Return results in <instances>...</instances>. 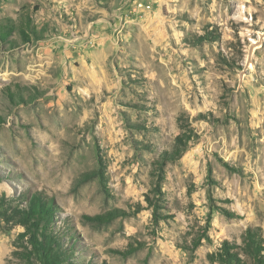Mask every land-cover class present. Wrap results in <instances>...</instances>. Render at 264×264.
Returning <instances> with one entry per match:
<instances>
[{
    "label": "rangeland",
    "instance_id": "1",
    "mask_svg": "<svg viewBox=\"0 0 264 264\" xmlns=\"http://www.w3.org/2000/svg\"><path fill=\"white\" fill-rule=\"evenodd\" d=\"M0 26V197L49 200L59 264H221L264 229V0H0ZM25 232L0 218V264H40Z\"/></svg>",
    "mask_w": 264,
    "mask_h": 264
},
{
    "label": "trees",
    "instance_id": "2",
    "mask_svg": "<svg viewBox=\"0 0 264 264\" xmlns=\"http://www.w3.org/2000/svg\"><path fill=\"white\" fill-rule=\"evenodd\" d=\"M19 33L26 42H29L33 35L36 36L38 34L36 27L33 26L29 12H23ZM12 34V27L0 26V40L4 41ZM188 140L186 132L178 135L175 146L170 153V158L177 159L181 157L188 148ZM164 165L165 163L159 162L153 171V175L155 176V192L159 194L162 193L161 187L165 178ZM146 200L150 206H154V202L150 197H147ZM0 206H5L3 209H0V218L5 223L10 224L13 220L18 219L19 224L25 227V233L29 235V243L32 250L40 257V264H59L60 256L55 254L52 244L49 243V235L44 233L43 238H41L40 233V226H43V222L45 221L49 222V215L53 213L49 200L39 195H34L25 206L6 207L3 197H0ZM155 215L157 219L156 210ZM114 216L108 212L96 215L93 217V220L108 222ZM208 228V225H205L195 231V227L191 226L189 234L192 235V239L191 245L188 247L190 250L195 251L202 245L204 239L209 238ZM237 249L242 254L236 251ZM209 260L213 263L219 262L221 264H264V229L259 226L248 227L241 236V243H232L225 240L216 252L209 254Z\"/></svg>",
    "mask_w": 264,
    "mask_h": 264
},
{
    "label": "water",
    "instance_id": "3",
    "mask_svg": "<svg viewBox=\"0 0 264 264\" xmlns=\"http://www.w3.org/2000/svg\"><path fill=\"white\" fill-rule=\"evenodd\" d=\"M263 42H264V33L260 32L258 38L253 40L249 45V48H248V60L249 61L251 60V57L255 49L259 47V45L263 44Z\"/></svg>",
    "mask_w": 264,
    "mask_h": 264
}]
</instances>
